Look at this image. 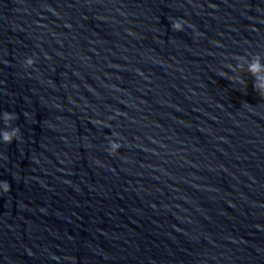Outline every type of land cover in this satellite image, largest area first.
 <instances>
[{"label":"water","instance_id":"obj_1","mask_svg":"<svg viewBox=\"0 0 264 264\" xmlns=\"http://www.w3.org/2000/svg\"><path fill=\"white\" fill-rule=\"evenodd\" d=\"M257 55L264 0H0V264H264Z\"/></svg>","mask_w":264,"mask_h":264},{"label":"clouds","instance_id":"obj_2","mask_svg":"<svg viewBox=\"0 0 264 264\" xmlns=\"http://www.w3.org/2000/svg\"><path fill=\"white\" fill-rule=\"evenodd\" d=\"M183 23L180 20H174L171 23V28L175 31L183 30ZM247 62L248 71L253 74L254 81L253 87L261 96H264V60L260 56H254L251 60L245 58ZM25 63L27 66L34 64L31 57L26 58ZM242 67V65H241ZM233 79L240 80L244 83L241 77H233ZM17 119V114L7 110L0 113V142L10 143L14 138H17L20 132L19 127H13L12 121ZM121 145L113 141L108 149L109 152H116L120 149ZM10 190V184L5 180H0V192L7 193Z\"/></svg>","mask_w":264,"mask_h":264}]
</instances>
